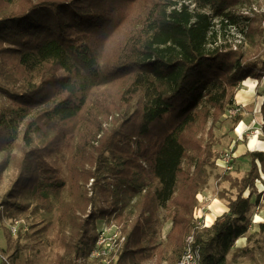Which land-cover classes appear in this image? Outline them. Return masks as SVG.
<instances>
[{
    "label": "trees",
    "instance_id": "obj_1",
    "mask_svg": "<svg viewBox=\"0 0 264 264\" xmlns=\"http://www.w3.org/2000/svg\"><path fill=\"white\" fill-rule=\"evenodd\" d=\"M239 22L249 52L225 38ZM263 33L264 0H0V179L17 171L0 209L10 220L28 212L21 199L56 209L64 264L88 260L113 222L126 239L109 264L168 263L190 233L198 264H225L251 228L264 151L245 153L242 179L228 176L236 197L209 227L198 193L220 159L216 125L244 81L264 78ZM242 120L229 115L235 129ZM6 238L3 264H22L23 231Z\"/></svg>",
    "mask_w": 264,
    "mask_h": 264
},
{
    "label": "rangeland",
    "instance_id": "obj_2",
    "mask_svg": "<svg viewBox=\"0 0 264 264\" xmlns=\"http://www.w3.org/2000/svg\"><path fill=\"white\" fill-rule=\"evenodd\" d=\"M191 8H194V5H192ZM239 10L243 13H247L246 11L249 9L243 7L239 8ZM204 11L210 14L208 10ZM213 23L217 25L215 29H218V32H221L219 20L215 19ZM243 28L245 29V26L243 23L239 22L238 25L228 26L227 29L223 31L225 32V38L228 43H232L234 48L237 46L244 52H249L253 50V47L247 40L245 33L242 32ZM259 40L264 46L262 35H257L255 37L256 42ZM243 83L241 84V87H243ZM3 104H8V101L0 95V106ZM237 128L235 129L233 127L229 121V115L226 112L214 130L215 140L213 143V150L220 156L226 150L232 151L236 159L232 171H226L224 164L219 160L206 166L208 181L198 193L199 205L196 210L200 227H204L201 226L200 222L205 223V227H209L215 221V218L222 215L228 209V201L236 197V189L233 188L232 182L228 176H231L234 179H242L249 168V158L245 156V153L251 151L249 148V140L254 136L253 134L256 130H261V127H250L246 132L239 136L237 135ZM257 137L261 141H264L263 134L258 135ZM1 157L2 154L0 153V158ZM56 165L63 173H65L63 159L58 158ZM16 175L17 171L12 166H9L3 173L2 179H0V202L5 193L12 187ZM253 193L252 202L254 203V206L250 213L252 219L251 228L245 237L236 242L233 249L226 257L225 264H264V231L259 228V225L264 223V175L261 176L260 181H257L256 190ZM249 194L250 191L245 195ZM21 201L29 204L28 212L19 216L27 220L29 223V230L23 232L21 251L18 252V255L15 258H18V261L22 264H64V259L62 258L64 250L60 247V244L57 241V210L53 209L52 211H48L37 206L30 198L21 199ZM0 211L3 215L0 223L1 253L3 247H5L4 249L7 247L6 232L9 229L10 219L6 217L7 212L4 207L1 208ZM112 224L119 227V225L114 222ZM166 233L167 230L164 228L162 231V237H165ZM13 238H16V236L13 235ZM246 246L251 250L248 254L241 250ZM3 255L10 264H14V259H11L7 254ZM181 256L182 253L179 254L175 260L170 258L169 262H165L164 264H178ZM0 258L2 259L1 254ZM117 259L118 255H116L115 259L110 262L113 263ZM87 263L88 261L86 264ZM75 264H80V261H75Z\"/></svg>",
    "mask_w": 264,
    "mask_h": 264
},
{
    "label": "built area",
    "instance_id": "obj_3",
    "mask_svg": "<svg viewBox=\"0 0 264 264\" xmlns=\"http://www.w3.org/2000/svg\"><path fill=\"white\" fill-rule=\"evenodd\" d=\"M240 111L239 108L231 109L229 112L230 116H235ZM254 134L262 135V131L256 130ZM253 134V135H254ZM234 154L232 151L226 150L221 154L219 161L224 164L226 171H232L234 169L233 164ZM202 226L205 223L200 222ZM9 229L13 235L21 230L26 232L29 230V223L24 218H14L9 222ZM97 242L92 250L88 260H81L80 264L88 261L87 264H109L111 260H114L118 251L125 242V235L123 231L115 224H103L97 231ZM200 259L199 251L195 246V237L193 234H189L186 237V249L183 252L178 264H198ZM5 260V259H4ZM96 261V263H93ZM99 261V262H97Z\"/></svg>",
    "mask_w": 264,
    "mask_h": 264
},
{
    "label": "crops",
    "instance_id": "obj_4",
    "mask_svg": "<svg viewBox=\"0 0 264 264\" xmlns=\"http://www.w3.org/2000/svg\"><path fill=\"white\" fill-rule=\"evenodd\" d=\"M235 103L243 115V120L238 128L241 124H244L241 133H237L238 136L246 132L250 127H261L263 124L262 107L264 105V78L261 81L256 79L244 81L243 87H241L236 94ZM165 230H169V227ZM4 248L5 247H3V249ZM0 264H3V258H0Z\"/></svg>",
    "mask_w": 264,
    "mask_h": 264
},
{
    "label": "bare ground",
    "instance_id": "obj_5",
    "mask_svg": "<svg viewBox=\"0 0 264 264\" xmlns=\"http://www.w3.org/2000/svg\"><path fill=\"white\" fill-rule=\"evenodd\" d=\"M244 128V124H241L238 128L237 132L241 133L242 129ZM249 148L251 151H264V141L258 139L256 134L249 140Z\"/></svg>",
    "mask_w": 264,
    "mask_h": 264
},
{
    "label": "snow or ice",
    "instance_id": "obj_6",
    "mask_svg": "<svg viewBox=\"0 0 264 264\" xmlns=\"http://www.w3.org/2000/svg\"><path fill=\"white\" fill-rule=\"evenodd\" d=\"M257 219H259V218H257Z\"/></svg>",
    "mask_w": 264,
    "mask_h": 264
}]
</instances>
